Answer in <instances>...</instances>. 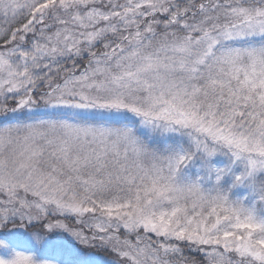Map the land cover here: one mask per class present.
<instances>
[{
	"label": "snow or ice",
	"instance_id": "1",
	"mask_svg": "<svg viewBox=\"0 0 264 264\" xmlns=\"http://www.w3.org/2000/svg\"><path fill=\"white\" fill-rule=\"evenodd\" d=\"M0 264H264V0H0Z\"/></svg>",
	"mask_w": 264,
	"mask_h": 264
}]
</instances>
